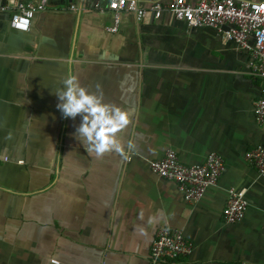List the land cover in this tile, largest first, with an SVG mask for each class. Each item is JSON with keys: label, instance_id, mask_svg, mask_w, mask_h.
<instances>
[{"label": "crops", "instance_id": "obj_1", "mask_svg": "<svg viewBox=\"0 0 264 264\" xmlns=\"http://www.w3.org/2000/svg\"><path fill=\"white\" fill-rule=\"evenodd\" d=\"M26 1L0 0V264H148L163 228L193 244L164 264H264V176L246 160L264 145L254 116L264 81L251 56L169 14L125 12L109 33L113 16L96 12L97 0H48L17 31L11 18ZM68 75L128 111V159L86 154L72 138L79 118L62 119L54 94ZM169 150L185 165L220 155L217 187L186 201L150 170ZM231 189L249 203L234 224L223 218Z\"/></svg>", "mask_w": 264, "mask_h": 264}, {"label": "built area", "instance_id": "obj_2", "mask_svg": "<svg viewBox=\"0 0 264 264\" xmlns=\"http://www.w3.org/2000/svg\"><path fill=\"white\" fill-rule=\"evenodd\" d=\"M47 3L48 0H28L18 4L11 18L12 28L29 31L35 14L44 10ZM93 8L100 14H112L113 24L106 28L112 34L119 31L121 16L125 12L133 13L138 21L160 20L169 14L193 28H212L221 34L224 42L236 43L240 50L251 56L252 75L264 81V1L168 0L143 7L139 0H109L106 5L97 0ZM254 116L259 124L264 125V87L254 105ZM246 160L264 176L263 144L248 151ZM149 167L157 176L175 182L186 201L198 202L208 190L217 187L225 170V161L212 153L202 164L185 165L175 151L169 150L163 159L150 161ZM248 205L244 190L231 189L223 210L224 221L228 224L242 221ZM192 250L193 244L183 232L163 228L157 232L148 264L173 262L188 257Z\"/></svg>", "mask_w": 264, "mask_h": 264}, {"label": "clouds", "instance_id": "obj_3", "mask_svg": "<svg viewBox=\"0 0 264 264\" xmlns=\"http://www.w3.org/2000/svg\"><path fill=\"white\" fill-rule=\"evenodd\" d=\"M96 89L90 92L76 75H68L54 91L56 109L62 119L79 118L71 136L86 154L100 158L114 152L128 159L134 142L124 141L121 134L130 124L129 113L121 106L106 103L99 84Z\"/></svg>", "mask_w": 264, "mask_h": 264}]
</instances>
